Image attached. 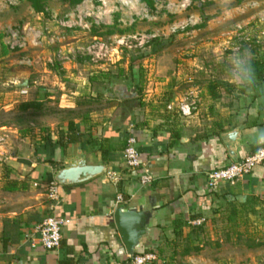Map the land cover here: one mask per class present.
<instances>
[{
    "label": "crops",
    "instance_id": "1",
    "mask_svg": "<svg viewBox=\"0 0 264 264\" xmlns=\"http://www.w3.org/2000/svg\"><path fill=\"white\" fill-rule=\"evenodd\" d=\"M17 53L22 54L21 50ZM69 65L55 63L65 79L39 88L36 99L15 103L57 98L59 108L71 118L55 126H34L32 121L25 127L0 124L10 152L9 157L0 158V264H62L67 260L69 264H126L128 255L113 221L117 207L143 208L152 214L147 234L135 250L155 255L152 264L197 262L205 256L208 245L232 241L240 224L238 216L250 210L254 200L264 201V166H255L233 185L221 184L213 191L206 187V175L264 148L259 142L264 135V97L261 101V97L253 96L250 106H240L243 110L234 115L221 104L222 93L217 91L215 99L210 96L208 83L205 88L189 85L173 95L162 93L163 84L158 83L153 90L148 88L136 109L139 94L122 101L110 96L112 86L135 82H111L104 92L94 94L92 82H102L103 78L86 81L67 71ZM71 66L72 70L83 68L76 63ZM32 71L27 70L22 83L28 85ZM225 82L222 80L218 87L226 86ZM177 88L179 85L172 90ZM20 89L19 95L28 94V88ZM190 94L197 102L190 117L167 110V105ZM102 98L111 105L91 109L90 105H97ZM85 100L88 109L81 111ZM69 120L80 135L78 143H65ZM24 128L28 131L23 132ZM234 130L239 139L231 144L232 156L220 136ZM129 135L137 139V150L154 177L146 186H141L135 172L123 163L121 153ZM79 158L85 165L103 166L104 171L80 183L59 185L58 199H49L46 186L54 181L56 172ZM110 173L118 175L117 182L108 179ZM117 196L122 197L120 204H116ZM49 216L69 220L61 230L59 247L52 251L41 247L35 231ZM217 217L225 223L224 239H214L206 231L208 221L211 226ZM202 218L203 223L194 224Z\"/></svg>",
    "mask_w": 264,
    "mask_h": 264
},
{
    "label": "rangeland",
    "instance_id": "2",
    "mask_svg": "<svg viewBox=\"0 0 264 264\" xmlns=\"http://www.w3.org/2000/svg\"><path fill=\"white\" fill-rule=\"evenodd\" d=\"M182 1L159 0V4L171 2L177 6ZM189 3L185 10H160L156 22L140 21L131 27L122 26L118 22V29H126L121 35L156 34L157 37L143 48L135 47L137 42L129 39L132 48L120 46L114 52L115 35L100 34L97 38H101L109 50L103 60L96 63L84 54V49L93 40L90 33L65 30L57 24L59 19L72 13L75 8L70 7L66 0H47L44 14H33L27 0L25 3L19 1L16 6H0V124L14 126L18 102L36 99L39 88L52 87L55 81L64 80L66 75L61 73L59 67H54L55 63L62 65L64 62L80 64L83 68L72 70L69 65L67 71L86 81L106 74L102 82L91 81L94 94L104 92V88L111 82L131 84L132 71L135 74L134 80H140L138 98L141 102L148 88L153 90L158 83L163 84L160 87L162 93L170 95L179 94L182 89H188L189 85L200 88H205L207 83L208 86L215 85L216 93H222L221 104L227 106V110L234 115L238 110H243L240 106H250L253 96L261 97L262 101L264 83L260 88L254 84L241 87L234 83L233 73L234 61L238 58L246 62L264 60V0H189ZM113 20L112 17L109 26L101 25L103 30L100 29V32L113 26ZM14 29L19 31L24 47L8 51L3 56L1 45L5 44L9 31ZM155 40L159 43V49L152 52L151 44ZM20 50L22 54L17 53ZM18 55H22V58H18ZM63 57L67 59L63 60ZM22 60L24 62L19 64L18 61ZM50 66L53 68L50 69ZM26 69H33V74L29 76L28 85L22 86L20 79L27 77ZM120 70L123 75L116 78ZM222 80L226 81V86L221 88L218 84ZM171 85H179V88L173 91ZM68 87L71 86L68 84ZM20 88H28V94L19 95ZM256 102L259 107L262 105V102ZM57 103V98L53 101L44 100L41 117L35 116L34 120L22 123L21 127L31 121L34 126H55L59 121L71 118V114L61 110ZM107 105L111 103L102 98L97 105L90 106L91 109H103ZM87 109L85 106L81 111ZM5 150L7 153L4 157L7 158L10 152L7 148ZM257 201L254 200L250 210L238 216L240 224L232 241L216 246L208 245L205 256L191 263L264 264V201ZM210 224L208 221V235L212 233L214 239H224L226 232L222 229L225 223L221 217L214 219L213 226Z\"/></svg>",
    "mask_w": 264,
    "mask_h": 264
},
{
    "label": "built area",
    "instance_id": "3",
    "mask_svg": "<svg viewBox=\"0 0 264 264\" xmlns=\"http://www.w3.org/2000/svg\"><path fill=\"white\" fill-rule=\"evenodd\" d=\"M8 6H14L21 0H1ZM153 8L149 7L144 0H83L78 4L72 13L59 19L57 24L59 27L69 31L90 32L92 26H109L112 24V17L119 16L118 22L125 27H131L136 22H156L158 12L165 10L167 12H175L178 9L185 10L189 7V0L182 1L181 4L167 2L159 4V0H153ZM264 22V18L262 20ZM264 34V33H262ZM156 34L144 35H115L112 51L117 52L120 46L132 48L128 40L132 39L137 42L135 47L143 48L148 42L156 39ZM5 46L8 51H15L24 47V42L18 30H10L6 37ZM107 44L101 39L94 37L93 40L84 49V54L92 62H98L108 53ZM60 56V55H59ZM66 60V57L62 58ZM196 100L192 95L175 104L167 105V110H176L178 115L187 118L196 111ZM5 136L0 132V158H3L6 152ZM122 160L124 165L135 172L138 177L139 184L146 186L154 181L153 175L146 169V162L137 150V139L133 135H129L125 141L122 150ZM255 166H264V148H258L254 153L245 155L240 161L228 164L224 167L212 170L206 175V187L209 191H213L221 184L233 185L239 179L249 175ZM108 179L117 182L118 175L116 173L108 174ZM36 186V184H34ZM59 185L56 182H50L46 186L49 199L56 201L58 199ZM122 202V197L117 196L116 204ZM204 219L194 222L200 225ZM69 223L68 219L55 216L46 217L35 229L38 242L46 251H52L59 247L61 241V230ZM130 264H152L155 261V255L151 253L128 257Z\"/></svg>",
    "mask_w": 264,
    "mask_h": 264
},
{
    "label": "water",
    "instance_id": "4",
    "mask_svg": "<svg viewBox=\"0 0 264 264\" xmlns=\"http://www.w3.org/2000/svg\"><path fill=\"white\" fill-rule=\"evenodd\" d=\"M135 84L114 85L110 88V96L119 101L132 99L137 96ZM22 86H26L27 82L23 81ZM229 155L233 156L231 144L238 141L239 133L230 131L221 136ZM104 171L103 166H88L82 158L69 161L62 169H59L54 177V182L58 185L76 184L85 181L91 177L101 174ZM152 218V214L143 210V208L123 209L117 207L113 212V221L120 241L123 244L128 257L133 256L138 248L141 239L147 234V226Z\"/></svg>",
    "mask_w": 264,
    "mask_h": 264
},
{
    "label": "trees",
    "instance_id": "5",
    "mask_svg": "<svg viewBox=\"0 0 264 264\" xmlns=\"http://www.w3.org/2000/svg\"><path fill=\"white\" fill-rule=\"evenodd\" d=\"M66 1L70 7L74 8L78 4H80L83 0H66ZM144 1L148 4L149 7L153 8V6H154L153 0H144ZM27 3L29 4L30 8L32 9V11L35 14H39V13L44 14L47 0H27ZM118 18H119V16L116 15L114 17V20H113V26L105 28L104 29L105 31L103 33L100 32V29H102V27L92 26L90 29V32H89L90 35L98 36L100 34H102V35H121V34H124L126 32V29L125 30L118 29L119 28ZM0 38H1V36H0ZM151 45L153 46L152 52H156L159 49L158 48L159 43L157 40L153 41ZM1 49H2V55L5 56L7 54V51H8L7 48L4 45H1ZM250 63H251L252 68L255 71V81L254 82H256L255 84H257V85L258 84L261 85L262 83H264V80H263L264 79V60L255 59V60L251 61ZM122 72L123 71L120 70L118 75L116 76V78L121 77L123 75ZM103 76H106V74L101 75L102 78H103ZM134 77H135V74H134V72L131 71V78H132L131 82H135V81L137 82L135 88H136V92L138 94L140 92V87H139V81L140 80L139 79L134 80ZM207 89H208V92L212 98H214V99L217 98V94L215 91V85L210 84ZM82 104H81L82 106H85V104H88V102H86V103L82 102ZM44 105H45L44 102H36V101L22 102V103L18 104V106L16 107V112H17L16 118H15L16 119V125L21 126L22 123H24V122L27 123L31 119L34 120L35 116H39L42 114V111L44 109ZM140 107H141V103H140L139 98H137L135 108L139 109ZM21 130L23 132L28 131L26 128L21 129ZM78 142H80V135H76L74 123L72 120H69L68 125H67V134L65 136V143L66 144H72V143L74 144V143H78ZM59 144H61L60 141H59ZM147 252H148L147 250H143L141 252H135L133 254V256L147 254ZM62 264H69V261L68 260L64 261ZM123 264H125V263H123ZM126 264H130V259L126 260Z\"/></svg>",
    "mask_w": 264,
    "mask_h": 264
},
{
    "label": "clouds",
    "instance_id": "6",
    "mask_svg": "<svg viewBox=\"0 0 264 264\" xmlns=\"http://www.w3.org/2000/svg\"><path fill=\"white\" fill-rule=\"evenodd\" d=\"M233 81L241 87L254 83L255 71L250 62H246L243 58H238L234 61ZM259 142L264 143V135L259 137Z\"/></svg>",
    "mask_w": 264,
    "mask_h": 264
}]
</instances>
